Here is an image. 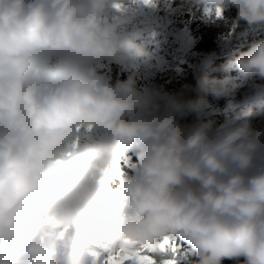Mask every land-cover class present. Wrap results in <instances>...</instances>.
Masks as SVG:
<instances>
[{
    "label": "clouds",
    "instance_id": "clouds-1",
    "mask_svg": "<svg viewBox=\"0 0 264 264\" xmlns=\"http://www.w3.org/2000/svg\"><path fill=\"white\" fill-rule=\"evenodd\" d=\"M189 2L231 5L249 27L264 23V0ZM107 4L0 0V264H59L71 247L70 235L59 231L98 219L105 236L128 238L149 252L161 239L179 237L195 251L193 264L241 257L242 264H264V170L246 175L264 149V128L252 126L264 108L238 113L215 130L209 121L185 132L180 118L205 107L200 94L211 90L219 98L231 91L228 84L197 71L195 84L182 86L197 93L187 98L160 89L144 95L134 74L113 84L94 67L123 48L138 58L148 53L102 28ZM53 58L59 62L49 67ZM230 63L264 80V39ZM254 88L264 95V85ZM136 110L135 119H126ZM79 124L107 135L84 139L50 167ZM132 148L135 172L121 179L119 199L106 204L104 169Z\"/></svg>",
    "mask_w": 264,
    "mask_h": 264
},
{
    "label": "rangeland",
    "instance_id": "rangeland-1",
    "mask_svg": "<svg viewBox=\"0 0 264 264\" xmlns=\"http://www.w3.org/2000/svg\"><path fill=\"white\" fill-rule=\"evenodd\" d=\"M220 8L222 16L218 18L216 5L195 4L189 0H152L151 4H145L143 0H108L106 8L99 14L102 28L128 36L144 47L148 55L138 58L130 49L123 48L115 59L102 61L93 70L110 77L113 84L134 74L137 88L144 95H153L155 89H160L172 94L183 92L185 98L195 97L197 93L182 86L195 84V73L208 68L214 52L197 49L192 22L203 21L214 30L216 46L230 55V61L248 51L253 43L264 39V23L251 26L244 32L238 31L235 27L237 9L231 5ZM230 61L224 68L221 81H225L231 91L219 98L211 90L201 93L205 107L180 118L185 132L209 121L213 122L215 130L238 113L249 109L259 112L264 108V95L257 96L254 88L255 84L264 85V80L241 75ZM58 62L59 58H53L48 66L54 67ZM138 112L127 114L126 119H135ZM252 126L254 130L264 128V116H254ZM105 135L104 130L94 127L90 134L81 136L78 146L84 139L98 140ZM134 149L127 150L104 169L106 189L101 198L106 204L119 199L121 179L130 176L123 164L128 163ZM261 170H264V149L257 153L246 175L251 176ZM67 235H70L71 247L58 256L59 264H103L121 246L119 239L104 235L102 219L69 227ZM136 247L142 254L151 255L157 264L169 260L175 264H193L194 261L191 246H182L178 237L161 239L154 252L139 245ZM9 250L11 254H19L15 246H10Z\"/></svg>",
    "mask_w": 264,
    "mask_h": 264
},
{
    "label": "trees",
    "instance_id": "trees-1",
    "mask_svg": "<svg viewBox=\"0 0 264 264\" xmlns=\"http://www.w3.org/2000/svg\"><path fill=\"white\" fill-rule=\"evenodd\" d=\"M235 27L238 31H245L250 27L247 25L245 21H240L236 17ZM191 29L193 31V35L196 36V47L197 49L204 50V51H212L214 54L210 58L209 66L205 71L210 72V78L214 79L215 81H221L223 77L224 68H226L228 62L230 61V55L221 52V48L217 47L214 41L215 33L214 30L203 21L196 22L191 24ZM233 59V58H232ZM219 87V84L215 85ZM138 149H134L130 154L129 160L127 164H123L124 169L126 172L131 176L134 174L137 163ZM179 242L182 246H185L187 243L178 237ZM193 250V249H192ZM196 253L193 250L192 260H196ZM243 257L239 258V260H225L223 264H242Z\"/></svg>",
    "mask_w": 264,
    "mask_h": 264
},
{
    "label": "snow or ice",
    "instance_id": "snow-or-ice-1",
    "mask_svg": "<svg viewBox=\"0 0 264 264\" xmlns=\"http://www.w3.org/2000/svg\"><path fill=\"white\" fill-rule=\"evenodd\" d=\"M143 3L151 4L152 0H143ZM116 6L119 7V5ZM216 16L218 18L222 16V9L220 7H217L216 9ZM93 128L94 125L92 124L77 125L76 135L74 139L63 150H61V152L59 153V158L56 161L50 162V167L52 164H59L64 158L70 157L73 154L74 150L78 147L79 140L81 139V134H90ZM51 175L52 172L50 171L49 176ZM47 222L53 229L59 227L54 216H49L47 218ZM66 231L67 227L65 226L59 231V235L63 236L64 232ZM165 240H167V238H165ZM129 261L131 262V264H157L156 260L152 257L143 255L141 251L136 247V242L128 238H122L119 252L113 256H109L103 261V264H126V262ZM163 264H175V262L169 260L164 261Z\"/></svg>",
    "mask_w": 264,
    "mask_h": 264
}]
</instances>
